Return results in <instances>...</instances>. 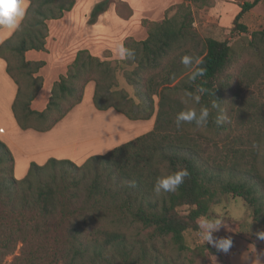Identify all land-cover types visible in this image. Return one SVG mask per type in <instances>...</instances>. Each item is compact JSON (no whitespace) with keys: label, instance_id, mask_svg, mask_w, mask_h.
Returning a JSON list of instances; mask_svg holds the SVG:
<instances>
[{"label":"trees","instance_id":"trees-1","mask_svg":"<svg viewBox=\"0 0 264 264\" xmlns=\"http://www.w3.org/2000/svg\"><path fill=\"white\" fill-rule=\"evenodd\" d=\"M28 1L20 28L0 44V57L7 59V72L18 85L13 112L22 129L51 130L82 102L89 82L95 84L92 100L99 110L112 108L131 120H147L155 112V97L158 108L149 132L92 155L80 165L54 157L42 165L32 162L22 179L14 177L13 154L0 140V262L22 242L20 254L4 264H147L144 250L131 244L127 226L134 223L149 229L151 240L169 236L173 245L184 250L186 232H199L200 217H213L211 207L218 191L240 197L252 208L253 219L264 224L260 143L247 141L249 147L230 145L225 150L214 139L219 133L229 135L223 134L229 123H217L230 101L228 93L236 94L231 100L242 97L247 105L250 100L245 94L237 95L251 93L264 70L252 67L228 41L199 37L193 7L205 6L208 0L171 6L162 20L148 24L144 40L125 41L124 46L135 52L132 59L112 64L87 49L78 50L66 73L54 82L42 111L32 109L31 102L42 87L38 72L45 62L26 60L25 52L46 49L48 21L61 18L75 1ZM258 2L240 5L230 33L248 32L240 19ZM106 8L107 0L96 3L89 23ZM250 36L251 48L264 62V30L252 31ZM185 54L204 61V75L195 82L188 80L189 70L180 62ZM119 74L132 94L120 86ZM197 87L207 89L196 107L209 108L205 128L211 129L206 139L212 140V147L203 141L200 127L186 123L178 129L174 122L186 107L181 102L184 92ZM214 103L218 109L212 108ZM237 139L244 141L242 136ZM180 168H186L189 176L178 190L157 194L156 178Z\"/></svg>","mask_w":264,"mask_h":264},{"label":"rangeland","instance_id":"rangeland-1","mask_svg":"<svg viewBox=\"0 0 264 264\" xmlns=\"http://www.w3.org/2000/svg\"><path fill=\"white\" fill-rule=\"evenodd\" d=\"M111 4L114 0H109ZM253 0H208V4L202 7H194V27L200 38L212 37L218 40H226L233 49L240 54H243L245 60H249L252 67H260L264 70L263 60L254 52V48L250 46V32L264 30V0L259 2L248 11H246L240 22L247 26L248 32L230 33L233 27L235 15L240 11V5L243 2H252ZM171 7V6H170ZM169 7V8H170ZM132 14V10L125 6H120L119 11ZM167 11V10H166ZM165 11V12H166ZM173 12H169L172 14ZM163 19V18H162ZM161 19V20H162ZM160 21V20H159ZM148 19H143V23L147 26ZM54 45V42H51ZM249 50L247 55L244 54ZM68 52V51H67ZM106 54L101 57L103 60H108L112 64L118 59H108L111 54ZM11 59L10 54H6ZM13 59V56H12ZM238 67L233 69L236 72ZM120 86L125 88L129 94H132L131 87L126 83L121 74L118 75ZM90 83V82H89ZM94 84V82H91ZM251 93L241 92L240 95L247 97L250 101L248 104L242 102V97L231 100L235 93H228V106H224L223 119L225 125L223 134L229 133L228 137L221 133L218 137H214L218 144V148L227 150L231 145L233 148H245L251 143H260L259 149L262 153L261 160L264 161V72L262 77L253 84ZM95 87V84H94ZM260 87V88H259ZM237 92V91H236ZM239 94V93H238ZM158 97H155V112L150 119L147 120H131L122 113L115 111L105 113L94 106L92 99H86L75 107L73 115L64 123L68 128L67 134H60L63 137H69L70 134H80L82 137L91 138L88 143L87 150L80 155H67L56 152L60 156L59 159H69L78 165L85 162L90 156L96 154H104L111 148L124 143L122 141L131 140L139 135L149 132L154 125V120L157 112ZM192 106V105H189ZM96 109H95V108ZM104 116L110 119L111 124L109 129L100 131L95 136L90 133L91 127L84 126L92 117ZM145 123L146 129L142 132L133 133L130 128L135 124ZM61 127V125H60ZM120 130H126V134L120 135ZM199 130L204 132L203 141L208 147H212V140L206 139L211 129L208 127H200ZM120 132V133H119ZM86 134V135H85ZM67 135V136H66ZM238 136L243 137V143L239 142ZM95 138V139H94ZM226 138V140L224 139ZM236 138V140L234 139ZM205 145V146H206ZM216 147V148H217ZM62 157V158H61ZM64 157V158H63ZM3 205L0 204V214ZM213 217H221L224 225L221 226L218 232L214 233L215 237L231 236L233 247L228 254L216 252L208 248V244L201 243L199 232L188 231L185 234L186 246L184 250H179L170 241V237L156 238L151 240L149 237V229H145L137 224H130L126 231L128 238L136 250H144L145 260L147 264H163L170 262L172 264H241L240 255L248 249L249 244H255L257 251L264 249V241L256 238L255 232L264 230V224H260L253 219L252 208L249 207L240 197L232 196L231 194H223L220 191L216 193V201L211 207ZM249 230V231H248ZM50 242L54 243L53 237H49ZM22 242L18 243L15 251L4 258V263L13 261L16 255L21 252ZM192 260V261H191ZM62 260H59L60 263Z\"/></svg>","mask_w":264,"mask_h":264},{"label":"crops","instance_id":"crops-1","mask_svg":"<svg viewBox=\"0 0 264 264\" xmlns=\"http://www.w3.org/2000/svg\"><path fill=\"white\" fill-rule=\"evenodd\" d=\"M74 1L73 8L61 18L48 21L46 49L25 52L26 60L45 62L38 72L43 78L42 87L31 102V108L34 110L42 111L46 107L54 82L66 73L78 50L87 49L100 59L109 51L111 55L108 59L121 60L117 55L118 44L124 45L129 38L141 41L147 37L148 28L143 19H148V25L164 18L165 11L170 6L188 3V0H114L109 4L110 1L107 0V8L97 16L95 22L89 23L94 5L104 0ZM27 3L29 4L28 0ZM125 4L131 8L132 14L119 11V7H124ZM7 38H0V44ZM51 42H54V45ZM7 64V59L0 57V140L8 145L13 154L14 177L22 179L26 176L32 162L42 165L51 157L59 159L60 156H57L56 152L73 156L84 153L91 138L82 137L78 133L70 134L69 137L60 135L68 133V126L64 123L77 111L75 108L48 131L22 129L19 126L13 112L18 85L8 74ZM93 93L94 84L90 82L85 88L82 101L92 99ZM112 111L115 110L109 108L102 112ZM89 120L84 126L91 127L89 132L95 136L100 131L109 129L111 124L110 119L104 116H95ZM146 127L145 123H141L133 125L130 129L133 133H138ZM120 132V135L126 134V130Z\"/></svg>","mask_w":264,"mask_h":264},{"label":"clouds","instance_id":"clouds-1","mask_svg":"<svg viewBox=\"0 0 264 264\" xmlns=\"http://www.w3.org/2000/svg\"><path fill=\"white\" fill-rule=\"evenodd\" d=\"M28 9L27 0H0V38H7L13 32L18 30L21 22L24 20ZM117 55L121 60L132 59L135 52L126 48L122 43L117 45ZM180 62L189 70L188 80L197 81L204 75L205 69L202 67L204 61L199 57L192 55H182ZM207 92L203 87H197L193 91H185L182 103L186 106L175 116V125L179 129L183 124H194L196 127H205L209 120V108L200 106L202 96ZM192 105V106H189ZM212 108H219L218 103L212 104ZM224 121L223 117H217V123ZM189 176L186 168H180L175 171H167L158 176L155 180L154 191L157 194L175 192ZM224 222L221 217L202 216L198 222L199 237L201 243L212 246L217 252L224 254L230 253L233 247L231 236L215 237L214 233L218 232ZM249 231V230H248ZM257 239L264 241V230L254 233ZM241 264H264V249L257 251L255 244H249L248 249L240 255Z\"/></svg>","mask_w":264,"mask_h":264}]
</instances>
